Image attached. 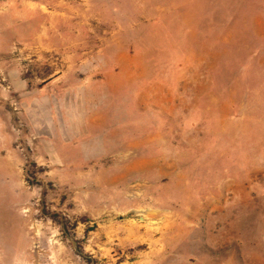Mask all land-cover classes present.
<instances>
[{
    "label": "rangeland",
    "instance_id": "1",
    "mask_svg": "<svg viewBox=\"0 0 264 264\" xmlns=\"http://www.w3.org/2000/svg\"><path fill=\"white\" fill-rule=\"evenodd\" d=\"M0 264H264V0H0Z\"/></svg>",
    "mask_w": 264,
    "mask_h": 264
}]
</instances>
